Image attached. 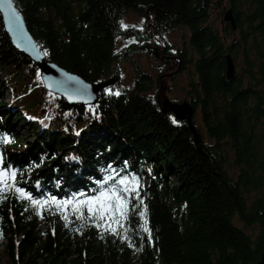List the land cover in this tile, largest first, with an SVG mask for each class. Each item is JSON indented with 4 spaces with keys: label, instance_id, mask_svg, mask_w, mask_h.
Instances as JSON below:
<instances>
[{
    "label": "trees",
    "instance_id": "trees-1",
    "mask_svg": "<svg viewBox=\"0 0 264 264\" xmlns=\"http://www.w3.org/2000/svg\"><path fill=\"white\" fill-rule=\"evenodd\" d=\"M13 3L44 60L86 82L117 79V64L128 51L159 66L155 79L140 71L131 89L109 86L95 104L68 105L44 89L37 67L11 46L0 16V169L15 172V186L39 200L92 197L101 184L114 183H103L113 174L140 182L139 199L128 198L127 239L97 228L86 208L78 220L68 207L66 222L55 206L38 215L6 190L0 246L9 264L252 261L264 237V0ZM224 9L238 33L229 43V23L217 31L208 19ZM129 12L140 27L121 25ZM178 28L187 29L188 47L163 39ZM117 40L129 45L117 51ZM226 54L234 64L241 57L232 79L225 77ZM180 73L192 78L185 99L197 116L198 143L186 121L161 108ZM20 121L23 136L17 134ZM145 208L150 240L141 229Z\"/></svg>",
    "mask_w": 264,
    "mask_h": 264
},
{
    "label": "water",
    "instance_id": "water-1",
    "mask_svg": "<svg viewBox=\"0 0 264 264\" xmlns=\"http://www.w3.org/2000/svg\"><path fill=\"white\" fill-rule=\"evenodd\" d=\"M8 4L12 5L11 9L7 8ZM13 13L19 16V20L16 19ZM0 16L3 31L9 39L11 46L37 67L40 71L44 89L60 96L68 105L95 104L98 100L99 92L116 82L117 79L112 78L108 81L92 84L84 81L77 75L68 73L50 61H45L38 45L27 31L24 20L16 9L13 0H0ZM223 20L229 23L232 30L236 29V23L230 10L225 12ZM224 60L225 77L232 79L235 74V65L228 54L225 55ZM161 108L163 112H172L177 120H185L194 136V141L196 143L199 142V135L192 123L194 109L189 102L178 103L165 100ZM182 110L185 113L180 115L179 112ZM242 264H264V237L259 242V249L255 258L252 261H247L243 258Z\"/></svg>",
    "mask_w": 264,
    "mask_h": 264
},
{
    "label": "snow or ice",
    "instance_id": "snow-or-ice-1",
    "mask_svg": "<svg viewBox=\"0 0 264 264\" xmlns=\"http://www.w3.org/2000/svg\"><path fill=\"white\" fill-rule=\"evenodd\" d=\"M12 5L8 4L7 8L11 9ZM16 16L15 13H13ZM19 20V16H16ZM47 55V53H44ZM113 94V93H110ZM119 95V93H114ZM175 122V121H174ZM2 142H9L7 138H4ZM118 174L109 175L103 183H107L112 180L114 183L107 188L100 185L98 193L92 197L86 199H76L56 201L55 199L39 200L33 198L28 192L20 187L15 186L16 173L12 171H5L0 169V199L6 198L5 191L12 192L22 201H28L29 204L37 210V214L47 205L49 210L51 206H55L57 210L61 212L62 218L67 222L68 215L66 209L71 207L72 213L76 215L78 220L84 218V209H87L88 218L94 222L97 228H101L104 231H109L114 235H120L122 239H127L122 234L124 230V221L127 220V213L129 209V197L134 195L136 199H139V178L136 176H123L117 179ZM142 204L143 201L141 200ZM139 216L143 220L141 229L144 233H147L149 240L151 239L150 229L147 221V209H143L139 212ZM130 247L133 245L130 243Z\"/></svg>",
    "mask_w": 264,
    "mask_h": 264
},
{
    "label": "rangeland",
    "instance_id": "rangeland-1",
    "mask_svg": "<svg viewBox=\"0 0 264 264\" xmlns=\"http://www.w3.org/2000/svg\"><path fill=\"white\" fill-rule=\"evenodd\" d=\"M226 9H224L222 12H210L209 14V22L212 24L213 27L217 29V31H221L223 29L224 25L227 23L223 20V16L225 14ZM141 20L136 16L134 13H127L124 15V17L121 19V25L126 26L128 24L134 25L136 27H140ZM163 39L169 44V46H172L177 49H182L183 47H188V32L186 28H178L173 30L172 32L166 33L163 35ZM238 39V33L236 31L230 30V35L228 39L226 40L227 43H229L232 40ZM129 42H121L119 40L116 41V47L117 51L126 48L129 44ZM187 49V48H184ZM128 55L124 60H120L117 64L118 66V77L116 82L110 86L112 91H117L119 88L124 89H131L133 87V83L137 77V73L140 71L145 72L146 74L150 75L152 79L156 78L157 72L156 68L159 66V63L155 61L153 58L146 56V54L142 52H133L131 53L128 51ZM241 62V57H237L236 62L234 65H236L235 72L239 73L240 68L237 67ZM167 78H171L168 73L166 74ZM192 79L190 76H188L186 73H180L175 75V82L171 85L169 84V91L168 99L170 102H186L185 99V91L187 89L188 81ZM109 89V88H108ZM155 87L153 88V90ZM165 91V89H163ZM161 89V92H163ZM8 100V96L6 97ZM195 118V122L197 123V116L195 112L193 113L192 118ZM17 134L19 136H23L24 134V128L25 125L23 122L16 123ZM230 172V169H229ZM232 173V172H230ZM130 198V197H129ZM129 207H130V199H129ZM233 223L239 227L240 229H243V225L240 221H238L237 217L234 218ZM58 224L61 225V220L58 221ZM40 227L44 229L42 223L40 224ZM255 229V228H254ZM246 233L251 235L255 233V230H246ZM0 264H9L8 258L5 256L2 250V246H0Z\"/></svg>",
    "mask_w": 264,
    "mask_h": 264
},
{
    "label": "bare ground",
    "instance_id": "bare-ground-1",
    "mask_svg": "<svg viewBox=\"0 0 264 264\" xmlns=\"http://www.w3.org/2000/svg\"><path fill=\"white\" fill-rule=\"evenodd\" d=\"M234 31V30H233ZM46 60V59H45ZM47 61V60H46ZM113 85V84H112ZM112 85H110V86H112ZM109 87V86H108ZM107 88V87H106ZM89 98V97H88ZM186 102H189V101H186ZM190 103V102H189ZM164 104V103H163ZM191 105V104H190ZM162 107H163V105H162ZM170 112V111H169ZM172 113V112H171ZM180 113V115H183L182 113H185V111L184 110H182V111H180L179 112ZM194 113V112H193ZM173 114V113H172ZM181 121H185V120H181ZM199 137V136H198Z\"/></svg>",
    "mask_w": 264,
    "mask_h": 264
}]
</instances>
